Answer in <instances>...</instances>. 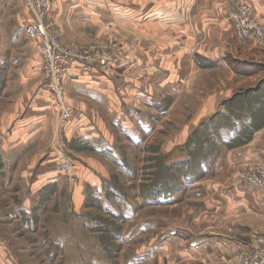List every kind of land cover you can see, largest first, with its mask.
<instances>
[{"label":"crops","instance_id":"0c3cea01","mask_svg":"<svg viewBox=\"0 0 264 264\" xmlns=\"http://www.w3.org/2000/svg\"><path fill=\"white\" fill-rule=\"evenodd\" d=\"M247 1L264 24V0ZM223 2L51 0L50 19L66 42L107 39L113 26L129 37L133 50L105 68L82 61L70 65L64 81L72 115L63 124L59 121L58 128L57 103L41 71L42 55L26 38L24 7L17 0L20 22L7 26L6 35L11 48L22 51L12 58L0 41V98L8 97L4 103L0 101V160L8 176L3 184L7 185L22 160L32 170L25 173L29 176L26 185L19 188L25 187L32 196L59 185L70 173L69 199L76 210L90 193L102 212L123 218L119 239L134 251L122 264H233L247 249L246 236L264 233V187L241 178L249 161H264L263 128L239 147L222 146L200 162L202 172L188 178L176 195L171 192L170 198L160 202L145 200L143 205V199L129 200L105 178L106 166L93 163L94 155H102L130 174L117 138L131 149L143 147L157 134L161 117L186 90L199 85L192 77L194 71L204 65L229 69L218 48L226 43L225 34L233 35L222 18L225 11L219 6ZM207 24L210 29L206 31ZM216 35H223V40ZM193 40L199 42L196 47H190ZM14 59L27 63L23 71L15 73L13 84L10 67ZM165 100L173 101L171 108L162 106ZM54 124L63 140L91 151L71 154L73 167L66 166L67 157L59 143L47 146ZM191 130L185 136L188 140ZM185 145L169 146L166 158L178 152L175 161L185 159L180 156ZM42 146L45 149L37 151ZM183 176L177 178L178 183ZM18 200L17 210L23 209L28 216L34 200L28 196ZM94 263L107 264L98 258ZM0 264H16L1 242Z\"/></svg>","mask_w":264,"mask_h":264},{"label":"rangeland","instance_id":"374dc122","mask_svg":"<svg viewBox=\"0 0 264 264\" xmlns=\"http://www.w3.org/2000/svg\"><path fill=\"white\" fill-rule=\"evenodd\" d=\"M21 1L24 2V0ZM232 1L225 0L219 6L221 10L224 9L222 18L230 26L229 31L233 33L232 37L225 34L226 43L224 45L220 43L218 46L229 69L222 70L213 65H204L194 71L192 77L196 78L199 85L186 90V93L174 105L173 101H164L163 107L166 105V109H169L173 105V108L161 117L157 134L150 138L143 147L131 149L123 145L122 139L117 138L118 145H121L124 152L130 174L121 171L107 157L94 155L93 163L102 162L106 166L105 178L129 200L138 202L143 199L142 204L144 205L145 200L154 199L151 196L153 187L158 185L164 176L171 175L172 171L178 176L177 178L186 174L179 183L178 180H176L177 183L169 186L162 183V190L166 192L171 189L170 192L176 195V191L184 187V182L190 176H195L203 171L196 162L177 164L174 158L178 152H171L170 157L163 158V154L169 146L185 142L187 148L182 149L180 156L194 159L195 156L203 153V149H199V141H202L204 137L208 138L204 147L208 148L207 153L211 155L214 151L215 154L222 146L239 147L247 143L259 129H264V42L245 39L236 33L232 22L226 17L227 7ZM241 1L251 4L247 0ZM7 2H0V41L4 42L3 45L8 49L9 56L15 58L22 50L17 47L11 48L7 43L9 40L6 27L10 24H19L20 14H17V11L20 12V8L17 6V0H7ZM11 7H15L16 11L7 10L8 8L12 9ZM254 11L255 17L261 22L256 9ZM23 14L27 18L25 9ZM117 29V27H110L107 39L95 38L83 44L66 42L64 38L59 37L55 27L54 33L62 47L65 46L80 52L85 59L91 60L101 52L116 53L121 57H126L133 53L131 44H129L130 39ZM205 29L206 31L210 29L208 24ZM216 36L220 37V35ZM220 40H223V35ZM198 43L193 40L190 47H196ZM215 49L217 48L215 47ZM14 61L15 63L13 62L10 67V83L13 84L15 83V73L23 71V66L27 63L26 60L24 62L14 59ZM61 85L65 86V81ZM50 90L53 94L51 88ZM67 96L65 86L62 104L57 103L56 123L58 122V128L61 109L64 106L70 110L72 115V105H70L71 102L66 101ZM5 98L8 99L7 96L1 97L0 101L4 103ZM167 102L168 104H166ZM224 106L234 109L233 114L238 117L239 121L226 113V115L222 114ZM206 120L207 122L198 128ZM55 124L49 134L47 146L49 148L52 144L59 143L67 157L66 164L69 165L66 166L73 167L71 154L76 155L79 152L90 150L73 146L66 141V138L63 140V137L58 133L59 129L55 128ZM220 126L223 128L219 129ZM249 126H252L254 131ZM189 129H192L191 133L193 134L191 142L185 137ZM201 136L204 137L201 138ZM44 149L45 146H42L37 151ZM87 153L89 154V152ZM29 168H31L29 163L22 160L17 172L11 173L10 180H12L8 179V186H5L3 183L8 176L0 160V175H2L0 179L2 184H0V242L10 249L16 264H95V258L103 259L107 264H122L133 253L134 247L122 244L119 239L124 227L122 217L114 218L102 212L96 200L91 198L90 193H88L87 201L79 210L74 208L72 200L69 199L70 188L73 186L68 178L70 173L66 174V179L59 185H50L45 191L32 196L33 193L26 192L25 187L20 189L26 185V181L29 179V176L25 174ZM259 168L264 169V161H249L245 164L242 180L248 183L250 169ZM20 196H28L30 200H34L32 201L33 209L24 207L26 211L30 209L28 216L22 212L23 209L17 210L18 206L15 204L19 202ZM19 207L22 208L23 205H19ZM25 217L28 218L25 219ZM24 219L27 221L26 223ZM89 220L92 223H89ZM96 220L100 222L99 225ZM258 234L261 233L246 236L247 242H249L247 249L251 245H258L261 248L264 246V233L257 236ZM259 238L263 239L259 240ZM246 250L236 258L233 264H238L239 257Z\"/></svg>","mask_w":264,"mask_h":264},{"label":"built area","instance_id":"2783aa9c","mask_svg":"<svg viewBox=\"0 0 264 264\" xmlns=\"http://www.w3.org/2000/svg\"><path fill=\"white\" fill-rule=\"evenodd\" d=\"M51 0H24L22 5L26 11L25 33L26 38L39 47L42 55V71L48 87L53 91L56 103L62 104L65 93L64 82L69 72L70 65L74 62H85L105 68L112 62L122 57L116 53L101 52L91 60L85 59L80 52L62 47L54 33L53 22L50 19ZM226 17L235 28L236 33L245 39L264 42V25L255 17L253 7L241 0H233L227 7ZM71 119L70 110L67 107L61 109L60 123ZM248 183L264 186V169H250ZM263 238H259L261 240ZM238 264H264V246L251 245L246 252L239 257Z\"/></svg>","mask_w":264,"mask_h":264},{"label":"trees","instance_id":"16d2710c","mask_svg":"<svg viewBox=\"0 0 264 264\" xmlns=\"http://www.w3.org/2000/svg\"><path fill=\"white\" fill-rule=\"evenodd\" d=\"M259 102V101H258ZM233 110L234 109H232V108H230L229 109V107H227V106H224L223 108H222V114H224V115H226V114H228L229 116H231L233 119H236V120H238V117L235 115V114H233ZM226 113V114H225ZM239 121V120H238ZM207 122V120L206 121H203V124H200V126H198V128H201L202 127V125H204V123H206ZM219 129L220 128H223V126H220V127H218ZM249 128L250 129H252L253 131H254V129H253V127L252 126H249ZM197 130V129H196ZM211 130V129H210ZM215 130V129H214ZM215 131H219L218 129H216ZM213 132V131H212ZM193 137V134H191V136H190V138H189V141H190V139ZM202 137H204V136H201V138ZM208 140V138L206 139L205 137H204V139L202 140V141H199V143H200V145H199V149L201 150V149H203V153L202 154H199V155H197V156H195V158L193 159V158H190V157H188V158H185V159H183V160H179V162H177V164H179V163H184V164H188V162H192V163H198L199 165H200V169H202V164L200 163V162H203V161H206V160H208V159H210L211 158V156L212 155H214V152H212L211 153V155H208V153H207V151H209V150H207L208 148H205L204 147V145H206V143L208 142L207 141ZM191 142V141H190ZM194 144V143H193ZM187 145V144H186ZM186 145H185V147H186ZM187 148V147H186ZM163 158H166V154H163ZM192 160V161H191ZM173 173V174H172ZM172 173H170L171 175H167V176H164V178H163V180L158 184V185H155L154 187H153V190L151 191V196L154 198V199H152V201H164V200H167L168 198H170L171 197V192H170V190L171 189H168L166 192L164 191V190H162V188H163V185H162V183L164 182L166 185L168 184V186L169 185H172V184H174V182L177 180V175L172 171ZM184 176H186V174H183ZM190 177H192V176H190ZM189 177V178H190ZM161 190V191H158V190ZM161 196H163V198H161ZM167 197V198H166ZM112 217H114L115 218V216H112ZM117 218H119L118 216H116ZM96 222H97V225H99L100 224V222L98 221V220H96ZM96 226V225H95Z\"/></svg>","mask_w":264,"mask_h":264}]
</instances>
